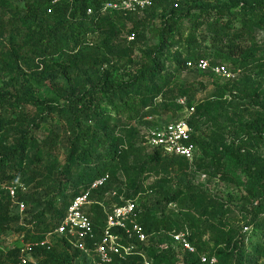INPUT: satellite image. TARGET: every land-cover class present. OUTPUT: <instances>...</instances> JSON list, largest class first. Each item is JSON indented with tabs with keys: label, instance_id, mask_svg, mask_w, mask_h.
I'll list each match as a JSON object with an SVG mask.
<instances>
[{
	"label": "trees",
	"instance_id": "obj_1",
	"mask_svg": "<svg viewBox=\"0 0 264 264\" xmlns=\"http://www.w3.org/2000/svg\"><path fill=\"white\" fill-rule=\"evenodd\" d=\"M20 1L31 14L24 16L18 14L17 20H13V15L17 14L16 5L9 4L7 7H3L4 2L0 0V8H3L0 17V47H3L2 42L11 41L12 48L10 60L4 66L5 74L10 71L14 74L7 76V86H12L14 81H19L21 86H27L28 83L30 86H39L44 82L56 83L61 76L67 78L70 69H73V72H78L82 68L81 65L85 66L94 60L98 47L113 55L112 44L118 38L120 28L123 27L121 22L114 23L113 20L118 17H131L129 14L119 16L120 14L107 15L111 13L102 14L100 12L104 3L116 0H58L57 3H53L55 0ZM226 8L228 7L219 10ZM150 9L146 8L144 12H148ZM88 10H91L90 15L87 14ZM241 10L243 16L260 13L261 16L257 15L256 25L261 27V24H264V0L251 5L242 4ZM238 16L240 17V15ZM168 17H172L174 20L181 19V16L175 17L174 12L170 13ZM168 17H165L167 21ZM47 19H51V25L47 24ZM12 23L20 24L21 29L17 27L10 29L9 25ZM248 24L249 27L253 25L251 21H248ZM170 30L171 25L168 28V31ZM89 34H91L90 39H88ZM214 34L217 36L215 31ZM14 39L17 40L18 47L13 45ZM215 41L216 45L211 59L198 56L200 54L193 51L185 64L205 59L209 60L212 66L233 64L238 68H249L257 62L260 49L255 39L249 46L236 44L231 39ZM162 46H159V51L163 50ZM22 50H28L23 58L19 55ZM160 58L161 52L155 57L150 70L137 73L116 87L106 82L108 73H104L103 76L100 75L103 77L104 83L87 81L84 90L70 87L57 101L34 99L31 87L22 90L21 94H16L13 101L10 98L4 99L0 95V231L5 233L11 224L18 223L19 220L16 215L11 217L15 205L4 189L6 183L18 182L26 186L25 193L21 191L17 193L18 201L24 202L25 206L38 202L39 192L42 194L44 203L41 211L27 216L26 208L19 224L18 232L26 230V238H31L34 241L53 230L61 222L73 198L87 189L90 182L105 174L110 176V185L112 182H119L122 176L125 178L124 171L113 170L112 167L115 164L123 163L125 158L134 154L140 148L142 141L135 128L132 126L126 128L123 125L121 127L120 121L108 113V106H114L115 113L119 116L120 111L117 104L123 103L131 94H134L140 99L141 107L147 108L161 93V88L154 81L162 78L158 69ZM188 92L187 90L180 91L175 99L187 97ZM21 104L31 105L35 112H39L38 123L35 124V120L31 126L37 129L41 127L50 129L41 141L32 136L30 128L23 127V125L17 126L23 120L36 118V115L27 116L24 115V112H19L18 107ZM211 104H213L211 100L203 101L194 109L195 112L186 122L193 128L192 121L203 119L205 113L210 112ZM187 106H190V99ZM151 113L153 111L142 114L143 119L149 116L157 117L155 113ZM258 122L262 123L260 120ZM137 123L141 124L142 122L138 121ZM62 128L65 129V133H61ZM263 128L264 125L261 127L254 123L252 125L253 134H251L252 132L247 134L245 140L238 142L237 147L231 146L222 152L234 164L246 168L243 169L245 173L248 169L247 183L255 188L264 183V170L259 169L255 159L246 154L243 148H250L254 143H257L254 137ZM62 140L67 143L65 152L67 157L65 165L60 168L58 156ZM212 140L218 142L215 135ZM193 142L199 151L202 149V154L205 149L203 144L198 141L196 136L193 138ZM164 162L165 167L170 164L181 166L184 163L176 158H167L158 150H149L146 161L139 168V174L148 169L149 165L157 168ZM201 162H203V157L201 155L199 158L198 155L194 163L198 166ZM127 182L126 180L124 184L128 190L127 193L119 192L118 194H122L126 200L135 201V195L143 189L139 183L133 182V184L128 183L127 185ZM187 189L177 190L166 196L163 201H156L151 205H138L137 221L149 239L147 244H137L136 247L137 251L144 253L147 259L152 260L150 264L176 263L174 252L165 251L162 249V244L168 238L167 232L177 233L182 226L180 221L174 219L171 213L165 214L164 210L169 203H179V198L187 194H190L191 197L186 205L194 204L197 198L202 197L200 192L193 187ZM113 202L118 203L117 199ZM260 205L264 208V198ZM88 213L95 225V240L97 241L103 227H98L95 222L103 220L105 225V219L101 210L96 206L90 207ZM47 214H52L49 221L44 219ZM245 226L249 227L250 224ZM220 231V236L214 240L213 244L219 246L221 243H225L226 250L222 251L219 256L216 253H208L207 256H214L217 264H247L249 256L242 228L236 234L226 230L225 226H222ZM188 241L197 251L200 250L198 244H194V237H188ZM255 248L258 249L257 245ZM41 255L44 257L42 264H72V261L79 258V254L65 242ZM0 264H17V248L15 246L7 249L6 254H0ZM113 264H142V259L137 256L130 257L125 262L115 259Z\"/></svg>",
	"mask_w": 264,
	"mask_h": 264
},
{
	"label": "rangeland",
	"instance_id": "obj_2",
	"mask_svg": "<svg viewBox=\"0 0 264 264\" xmlns=\"http://www.w3.org/2000/svg\"><path fill=\"white\" fill-rule=\"evenodd\" d=\"M258 1L260 0H152V5L149 7L151 9L148 12L129 14L131 17H118L113 20L114 23L121 22L123 25L118 38L112 44L113 55L98 47L94 60L85 66L81 65L82 68L78 72L70 69L67 78L61 76L56 83L52 84L44 82L39 86H30L28 83L27 86H21L19 81H14L13 88L7 86V76L14 74L11 71L5 74L4 66L10 60L12 48L11 41L2 42L3 47H0V95L4 99L10 98L13 101L16 94H21L22 90L31 87L34 99L57 101L70 87L84 90L87 81L104 83L103 77L100 76L104 73H108L106 82L116 87L137 73L150 70L155 57L161 52L158 69L162 78L154 80L161 88L158 97L143 109L140 99L131 94L123 103L117 104L120 111L119 116L116 115L115 107L112 105L108 106V113L120 121L121 127L123 125L126 128H130L131 123L143 122L145 118L143 119L142 114L150 113V111H153L151 114L155 113L157 117L165 121H186L191 117L190 108L196 109L203 101L211 100L213 104L209 109L210 112L205 113L203 119L192 121L195 135L205 147L202 154L201 148L199 151V158L202 155L203 162L198 166L196 162L191 165L184 162L181 166L170 164L168 167H165L164 162L157 168L149 165L148 169L139 174V168L149 154V150H146L140 143V148L134 154L125 158L123 163L112 167L113 170L124 171L126 179L122 176L119 182H112L108 190L114 189L117 193L125 194L128 191L124 186L126 180L127 185L133 182L139 183L143 190L135 195V202L138 205H151L156 201H163L166 196L177 190L193 187L202 195L201 198L195 200L194 204L186 205L191 197L187 194L179 198L180 204L169 203L164 210L165 214L171 213L174 219L180 221L182 228L179 232L184 233L187 238L194 237V244H198L200 249L199 253H216L219 256L222 251L226 250V244L221 243L216 246L213 243L220 236L222 226L233 234L242 228L249 256L247 264H264V208L260 205L264 198V183L256 188L249 186L248 176H246V173H249L248 169L245 173L243 169L246 168L234 164L222 153L226 148L237 147L238 142L245 140L247 134L251 132L253 134L252 125L254 123L261 127L264 125V24H261V27L256 25L257 15L261 16L258 12L250 16L241 14L242 4L251 5ZM3 2V7L9 4L16 5L17 14L13 15V20H17L18 14L21 16L31 14L20 0H3ZM225 7L228 8L219 10ZM172 12L175 17L181 16V19L169 18ZM2 13L3 8H0V17ZM107 15H114V13ZM248 21L252 22V27H249ZM46 22L51 25V19H47ZM169 25H171L170 31H168ZM9 26L10 29L15 27L21 29L18 23H12ZM88 36L90 39L91 34ZM228 39L242 46L251 45L250 43L255 39L260 49L257 62L249 68H238L233 64H227L225 67L231 74L228 80L210 72L199 73L187 69L185 61L193 54V51H197L200 54L198 56L211 59L216 45L215 40L227 41ZM17 44V40L14 39L13 45L18 47ZM160 45H163V50L159 51ZM26 51L28 50L19 52L21 58L25 56ZM25 72L28 73V71ZM182 90L189 91L187 99H190V108L187 106V109H183L174 101ZM18 111L24 112L27 116L36 115L34 120H23L17 126L23 125V127L30 128L32 136L41 141L50 129L47 127L37 129L31 126L35 120V124L38 123L39 112H35L28 104L19 105ZM61 133H65L64 128ZM213 135L217 137L218 142L212 140ZM254 138L257 143L250 148L243 149L246 154L255 159L259 169L264 170V128ZM66 149L67 143L62 140L58 156L60 168L65 165ZM193 169L199 173L208 174V182L199 186L193 184V177L190 174ZM95 198L101 200L102 196L97 195ZM38 200V202L26 205L27 216L41 211L44 202L40 192ZM106 203L108 208L112 206V201ZM101 214L104 217L102 212ZM14 215L19 217L20 221L11 224L5 233L0 231V254L3 255L6 254L7 249H11L15 238L11 236L20 228L19 224L23 215L20 216L16 211V206L13 208L11 217H15ZM51 217L52 214H47L44 219L49 221ZM95 223L101 228L105 226L103 220ZM246 224H250L247 231L243 228ZM9 231L13 233L10 235ZM169 238L168 236L163 241L162 249L173 251L176 256L180 257V260L176 258L175 264H189L190 258L181 253L179 249L172 247V239ZM207 242L208 244H205ZM256 245L258 249L255 248ZM77 259L72 261V264H87L82 260L78 262Z\"/></svg>",
	"mask_w": 264,
	"mask_h": 264
},
{
	"label": "built area",
	"instance_id": "obj_3",
	"mask_svg": "<svg viewBox=\"0 0 264 264\" xmlns=\"http://www.w3.org/2000/svg\"><path fill=\"white\" fill-rule=\"evenodd\" d=\"M151 5L152 0H116L104 3L100 12L102 14H141ZM87 14L90 15L91 10H88ZM186 67L190 71L199 73L210 72L224 80L231 78L225 66H212L210 61L205 59L188 62ZM175 102L179 107L187 109V97L176 98ZM189 112V115H192L195 112L194 108H190ZM131 126L139 132L142 145L146 149L158 150L167 158H176L190 165L198 158L199 149L193 142L195 132L192 126L184 120L165 121L160 117L149 116L141 124L134 123ZM190 174L193 177V184L197 186L208 182L209 177L206 174L194 169L190 171ZM109 183V174L90 182L87 189L73 198L61 222L39 239L34 241L31 238L27 239L26 230L19 234L11 233V237H15L11 245L16 244L17 264H42L44 257L41 254L50 252L63 242L79 254L78 262L82 260L87 264H113L115 259L125 262L130 257L137 256L141 257L142 264H150L152 260L138 252L136 247L137 244H147L149 239L137 221L138 204L135 201L124 199L114 189L108 190L111 186ZM4 189L16 205V211L20 216L23 215L26 206L24 202L18 201L17 193L18 191L25 192V186L12 182L6 184ZM97 195L102 196L101 200L95 198ZM116 199L117 204L113 202ZM107 201H112V206L109 208ZM92 206L98 207L105 219V226L97 241L95 240V225L88 213ZM244 230L247 231L248 227ZM167 235L172 239V247L179 249L181 253L190 258L189 264H217L214 256L199 253L184 233L171 232ZM176 258L180 260L179 256Z\"/></svg>",
	"mask_w": 264,
	"mask_h": 264
},
{
	"label": "clouds",
	"instance_id": "obj_4",
	"mask_svg": "<svg viewBox=\"0 0 264 264\" xmlns=\"http://www.w3.org/2000/svg\"><path fill=\"white\" fill-rule=\"evenodd\" d=\"M12 183V182H11ZM17 184H22V183H18V182H16ZM6 184H10V183H6ZM5 184V185H6ZM4 185V186H5ZM22 185H24V184H22ZM25 186V185H24ZM25 188H26V186H25ZM27 190V189H26ZM26 192V191H25ZM25 192H23V193H25ZM12 202V201H11ZM13 203V202H12ZM14 204V203H13ZM15 205V204H14ZM16 206V205H15ZM65 216V215H64ZM22 219V218H21ZM11 233H13V232H9V234H11ZM19 233H21V232H17V233H14V234H19ZM16 245V244H15ZM14 244L13 245H11V246H15ZM12 248V247H11ZM15 248H16V246H15ZM139 252V251H138Z\"/></svg>",
	"mask_w": 264,
	"mask_h": 264
}]
</instances>
